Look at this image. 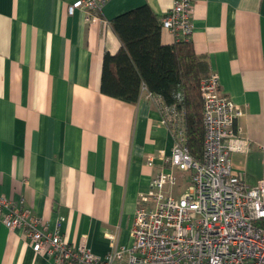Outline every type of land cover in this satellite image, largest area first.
Returning <instances> with one entry per match:
<instances>
[{"label":"crops","instance_id":"obj_1","mask_svg":"<svg viewBox=\"0 0 264 264\" xmlns=\"http://www.w3.org/2000/svg\"><path fill=\"white\" fill-rule=\"evenodd\" d=\"M74 0H0V193L43 218L72 244L97 255L134 242L140 194L169 169L148 154H170L174 136L161 98L143 88L129 103L101 91L103 56L121 41L110 20L148 4L159 16L173 0H109L101 20ZM197 54L216 72L221 93L244 108L237 126L250 141L232 164L249 185L262 176L264 146V0H191ZM164 44L175 35L161 30ZM185 174L179 173L180 181ZM0 264H54L25 231L0 220Z\"/></svg>","mask_w":264,"mask_h":264},{"label":"built area","instance_id":"obj_2","mask_svg":"<svg viewBox=\"0 0 264 264\" xmlns=\"http://www.w3.org/2000/svg\"><path fill=\"white\" fill-rule=\"evenodd\" d=\"M109 0H74L67 4L72 15L82 10L89 22L101 20L100 12ZM191 0H173L161 18L163 29L177 41L193 32ZM203 105V155L194 158L187 144L183 110L162 106L164 118L174 136L170 154L163 150L148 154L169 166L160 169L149 189L140 194L131 229V246H117L110 236V250L95 254L85 241L69 242L25 206L0 193V220L9 228L23 229L35 252L54 264H264V146L262 176L249 185L233 168L231 154L247 153L250 141L240 133L238 119L242 105L221 93L216 72L200 80ZM162 103V102H161ZM188 177L178 191L179 173Z\"/></svg>","mask_w":264,"mask_h":264},{"label":"trees","instance_id":"obj_3","mask_svg":"<svg viewBox=\"0 0 264 264\" xmlns=\"http://www.w3.org/2000/svg\"><path fill=\"white\" fill-rule=\"evenodd\" d=\"M120 48L103 56L101 91L125 102L138 101L146 88L161 98L162 106L183 110L191 155H203V105L200 80L210 71L191 40L161 41V18L148 5L118 14L110 20Z\"/></svg>","mask_w":264,"mask_h":264},{"label":"rangeland","instance_id":"obj_4","mask_svg":"<svg viewBox=\"0 0 264 264\" xmlns=\"http://www.w3.org/2000/svg\"><path fill=\"white\" fill-rule=\"evenodd\" d=\"M188 183V177L186 176V174L183 176V178L181 179L179 185H178V191L182 190Z\"/></svg>","mask_w":264,"mask_h":264}]
</instances>
